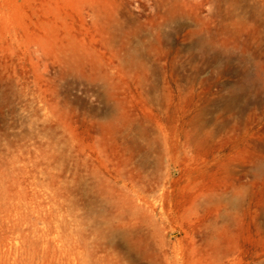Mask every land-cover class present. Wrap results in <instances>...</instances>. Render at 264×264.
<instances>
[{"label":"rangeland","instance_id":"374dc122","mask_svg":"<svg viewBox=\"0 0 264 264\" xmlns=\"http://www.w3.org/2000/svg\"><path fill=\"white\" fill-rule=\"evenodd\" d=\"M0 264H264V0H0Z\"/></svg>","mask_w":264,"mask_h":264}]
</instances>
